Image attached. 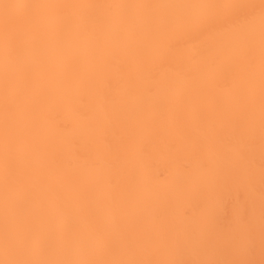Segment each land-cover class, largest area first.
<instances>
[{
	"label": "bare ground",
	"instance_id": "bare-ground-1",
	"mask_svg": "<svg viewBox=\"0 0 264 264\" xmlns=\"http://www.w3.org/2000/svg\"><path fill=\"white\" fill-rule=\"evenodd\" d=\"M0 264H264V0H0Z\"/></svg>",
	"mask_w": 264,
	"mask_h": 264
}]
</instances>
